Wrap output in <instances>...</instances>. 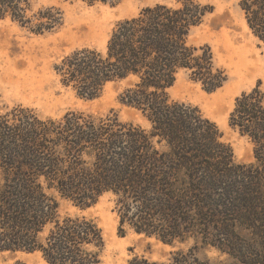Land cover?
<instances>
[{
	"label": "trees",
	"instance_id": "obj_1",
	"mask_svg": "<svg viewBox=\"0 0 264 264\" xmlns=\"http://www.w3.org/2000/svg\"><path fill=\"white\" fill-rule=\"evenodd\" d=\"M174 1L118 23L103 50L75 51L55 68L63 87L89 100L125 82L120 100L149 122V131L116 115L42 119L23 108L0 115V253H39L48 264H102V229L64 212L62 203L86 210L105 194L115 197L120 237L132 230L167 244L193 239L241 262L251 242L264 247V93L260 85L244 93L230 114V127L255 145L256 162L237 165L218 126L168 94L181 72L208 93L228 80L209 46L190 43L213 8ZM240 7L264 49V0H242ZM32 9V0H0V19L36 35L61 26L56 8ZM129 264L165 263L137 257ZM169 264L203 263L189 251Z\"/></svg>",
	"mask_w": 264,
	"mask_h": 264
},
{
	"label": "rangeland",
	"instance_id": "obj_2",
	"mask_svg": "<svg viewBox=\"0 0 264 264\" xmlns=\"http://www.w3.org/2000/svg\"><path fill=\"white\" fill-rule=\"evenodd\" d=\"M197 1L213 8V12L193 30L190 43L195 47L209 46L216 66L226 72L228 80L218 91L208 93L200 83L181 72L168 94L175 102L199 109L218 126L222 141L233 150L235 164H254L255 145L230 127L229 117L238 97L258 85L264 93V49L247 25L240 7L242 0ZM32 3L33 14L47 8L59 10L62 24L51 33L36 35L10 18L0 19V115L18 108L32 110L42 119H59L71 112L102 119L116 115L123 124L149 131V122L120 100L125 82L109 84L99 98L89 100L63 87L55 68L75 51L103 50L118 23L138 16L147 8L174 5L175 1L124 0L89 5L78 0H32ZM62 208L66 213L94 220L102 229L106 243L102 264H129L137 257L169 264L178 253L189 251L203 264H264V247L252 242L242 251L243 263L193 239L167 244L132 230L120 237L112 194H105L86 210L68 202H63ZM18 263L48 264L39 253H0V264Z\"/></svg>",
	"mask_w": 264,
	"mask_h": 264
}]
</instances>
